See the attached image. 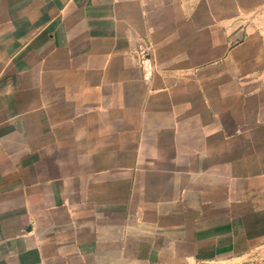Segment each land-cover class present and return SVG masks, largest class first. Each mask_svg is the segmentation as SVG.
<instances>
[{"label": "crops", "instance_id": "obj_1", "mask_svg": "<svg viewBox=\"0 0 264 264\" xmlns=\"http://www.w3.org/2000/svg\"><path fill=\"white\" fill-rule=\"evenodd\" d=\"M262 16L264 0H0V264L258 249Z\"/></svg>", "mask_w": 264, "mask_h": 264}, {"label": "rangeland", "instance_id": "obj_2", "mask_svg": "<svg viewBox=\"0 0 264 264\" xmlns=\"http://www.w3.org/2000/svg\"><path fill=\"white\" fill-rule=\"evenodd\" d=\"M262 17L264 18V16ZM219 264H264V241L262 242L261 246L258 249L252 251L250 255H241L239 260H236L233 263L231 260H225L223 263Z\"/></svg>", "mask_w": 264, "mask_h": 264}, {"label": "water", "instance_id": "obj_3", "mask_svg": "<svg viewBox=\"0 0 264 264\" xmlns=\"http://www.w3.org/2000/svg\"><path fill=\"white\" fill-rule=\"evenodd\" d=\"M237 41V39L235 40V42Z\"/></svg>", "mask_w": 264, "mask_h": 264}]
</instances>
